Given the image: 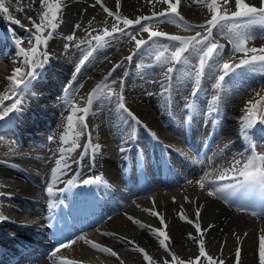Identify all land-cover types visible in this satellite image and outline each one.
Segmentation results:
<instances>
[{"label":"bare ground","instance_id":"1","mask_svg":"<svg viewBox=\"0 0 264 264\" xmlns=\"http://www.w3.org/2000/svg\"><path fill=\"white\" fill-rule=\"evenodd\" d=\"M186 1L192 4L196 2H208V0ZM2 2L5 7L8 8V13L11 14L13 19L30 25L32 24V27H34V24L40 23V14L44 10L41 7V0H2ZM171 2L176 6L175 13H172L169 10L168 4L162 2V0H100L99 3L97 0H61L62 10L59 13V26L53 31L56 39L50 46V56H47L46 60L41 58V61H43L42 66L35 69L34 77L30 78L24 75V79L30 81L28 86H22L15 92L12 91L11 85L4 84L1 80L2 76L6 73L4 72L3 66L6 67L8 76H11L13 71L18 67L23 69L24 73L31 69L23 63V57L19 55L18 47L16 48V46L12 44L14 33H11V37L9 31L11 27L3 23L0 24V95H10L12 97V99L4 101L6 107L11 106L15 100L20 101L18 110L9 112L4 119L0 120V124L3 122L9 123L3 130H0V157L15 161L27 169L38 168L41 173H44V169H52L57 151L60 148V143H62V137L66 132L68 117L73 116L75 124H78L77 129H81V123L77 119L78 116L68 114L67 111H73L74 104L76 107L78 104H81L82 96L84 94H89L102 78L107 77L108 80L111 81L116 72L114 69L116 65L125 67V72L130 61L127 57H129L130 53L133 51L132 49L124 50V52H120V56H112L109 60L101 58L104 56L102 53L100 56H97V59L101 58L97 62L103 60L97 66L95 65L96 67L90 66L88 62L81 66L80 52H83V54L85 52L87 53L89 52L88 48L70 49L69 46H67V50H64V46H60V42L64 40H73L75 42L85 43L91 48V44L95 45L96 41H89L84 35V33L89 30V26H92V24L96 22L100 28L102 27L101 30H99L100 32L103 33L104 29L111 31L113 28V19H116L117 14L121 18L133 21L145 16L153 17V19L149 21L141 20L140 25L133 24L125 27L121 22L115 23V26L120 29L121 33L127 32L126 38H118L119 42L114 38V35H112V40L117 41V45H121L125 39L129 38L128 34L131 31H137L142 25L151 26L150 30L152 31L165 32L167 36L189 38L195 36L196 33H200V36L205 38L204 30L196 29L197 27L208 25L207 21H209L212 16L208 8L204 7L194 10L184 9L182 5L183 0L179 1L180 4L176 3V0H171ZM245 2L251 6L259 7L256 5V0H245ZM219 7L221 11L226 10L229 14L235 11L231 0H228L226 5L224 4V0H219ZM105 8L112 12L113 16H109ZM161 12H165L167 15L165 17H160L158 14ZM180 17H183V20H181ZM180 20L185 21V23H182ZM245 20L247 19L229 21L228 26L212 29L211 34L217 35L218 33H222L224 36L228 35L230 38L228 42L223 40L225 48L222 43V45H220V51L210 60L212 62L217 61L227 53V55L224 56L225 60L221 63L219 68L222 69V65L225 62L236 64L243 58V53H237L233 50V39L237 34H247L251 37L247 44L248 47L258 49L264 48V32L260 31L255 34L246 33L245 26L235 27V23L244 22ZM77 25L79 27H77ZM194 25L197 26L196 29L190 30ZM230 26L233 27L232 31L229 30ZM66 34H75V38L69 39ZM15 35L20 39L21 35H24V30L17 32V34L15 33ZM137 40L149 39L148 36H146L145 38H136L134 42L131 40V42L134 43V49ZM207 40H210V38ZM219 41L222 42V40ZM152 43L158 45L162 44L159 46L162 48V51H160V53L157 51L158 56L152 60V63L154 62V67L150 70V73L148 71H142V75L138 76L137 70L130 68V72L126 74L127 78L124 87L122 80L118 86L119 88H123V90L120 88L113 97H109L108 86H105L108 80L102 83L105 91L95 103L97 107L95 106V115L93 119L89 118L88 121L93 131L92 136L95 141L93 145H99L109 156L114 155L120 157L121 152L118 150L122 147L126 149L128 144H121L123 142H120L121 140L119 137H121L122 140L128 138V143L130 141L131 143L132 141H138V145L148 151V154H144L142 158L147 164L149 163L148 165L154 164V161H152L154 156L149 154L152 149L149 151V146L146 141L147 138L142 131L140 132V126H134V129L137 128V133H132L131 137L127 136V133L119 137L117 136L116 141L114 139L112 140L110 137L108 131L116 130L117 134H121L123 130H125L117 122L118 114L121 117H124V113L126 114V111L120 107V98L123 96L125 99L123 104L128 110L127 112H129L128 106H131V110L135 114H139L145 119L143 121L146 125L157 132L159 140L163 144L162 146L166 148L168 154L171 157H175V153L178 154V152H175L176 150L183 152V154H181L183 155V160L187 168L193 169L196 163H200V169L202 167L204 171L208 173L209 179H207V181H212L213 183L225 182L220 179L222 174L225 172H227L228 175L235 173L230 171V169L235 166L236 161L243 160L242 152L247 148V140L243 138L245 136H249V140L257 144L259 148L263 150L260 154L264 155V123L259 124V116L257 117V123L254 124L253 127L248 128L246 131L243 128L246 109L250 106V102L256 103L261 97H264V81L258 87L249 89L248 92L243 93L241 96L238 93L244 91L242 90L243 81H227L222 84L220 89H217L215 87L217 82L214 80L212 82L213 76L211 67L206 69L201 75H198L199 66H189L187 59L192 60V55L194 53L196 54V56H194L195 61L202 55L200 46L198 45L195 48L190 47L189 50L183 54L184 57L188 58L184 61L182 57L181 61L185 62V64L181 67L178 66V69H176L173 75V83L167 79V70L165 72L167 73L166 75L164 74L161 77H157L155 81L150 82L148 80V75H151L157 66L163 69L166 65L172 67L175 64L168 58L171 57L172 52L176 49L172 48L176 46V42L170 41L166 37L153 39L149 40L140 48L137 52V57L145 55L146 46ZM30 45V41H25L20 47L27 50L30 48ZM75 61H79V63L74 65ZM5 63H7V65ZM71 65H74V67L70 71V74L77 73L76 68L79 66L80 71L78 76L80 77L86 74V71L90 69V67H95L93 70H90L91 72L89 71L91 73L90 75L81 80L77 92H75L73 88L78 82V78H73L71 82H68L69 76L71 75L67 74L66 71ZM242 67L246 68V66ZM256 72H261V76H264V71L261 70L259 66H249V70L245 71L247 78H251ZM124 75L123 73L122 77ZM240 76L244 77V73H240ZM64 80L66 81L63 86H65V84L67 85L63 87V91L64 89H67V91L62 94V90L61 92L59 91L61 88L59 84ZM89 80L90 83H86ZM150 86L152 88L146 89ZM59 96L60 101H58ZM70 102V109H67ZM100 102L101 105L98 106ZM190 102H195L196 108L194 113L193 109L188 108ZM170 104H172L171 111L164 109ZM231 105H233L232 114L234 111H237L241 112L242 115L225 116ZM205 112H209V114L212 113L210 121L208 113ZM215 115L217 117L216 121L214 118ZM186 130L190 133H185ZM80 131L81 130H76V132L79 133L77 143H79L82 138L80 136ZM218 132L222 133L221 136H218ZM213 134L214 138L211 150L209 151L210 153L205 154L204 151L206 146H209V141L212 140ZM176 135L178 138L182 139L183 142H187L191 148L188 149L189 147H187L185 143L176 140L174 137ZM229 136H231L230 139ZM41 138L44 139L42 140ZM38 143H41V148L34 146ZM168 148H171L172 151ZM136 153L137 149L133 148L131 154L133 155ZM212 155L215 156H213L215 159L210 158ZM202 156L205 160L200 158ZM43 158L47 160V163L44 164ZM200 159L206 161V164L212 165L207 167ZM186 160L188 162H186ZM215 162H217L218 165ZM127 164L138 165V159L134 156L127 161ZM100 170L99 168H94L96 172H100ZM109 172L113 177L115 169H110ZM171 173L174 175L175 179L178 178L173 165H171ZM197 176L198 174L192 171L191 175L186 178L184 183L186 185L185 187L191 192L188 194L196 195L201 190L198 183L201 178ZM217 176H220L219 179L213 178ZM23 180L24 176L20 172L9 173L0 170V195H6L3 191L6 190L11 192V199L14 197L16 198L13 201L15 206V209H13L14 212L8 207L3 206L4 208H2V212L0 213V219L10 218L9 224L0 222L3 225V232H7L8 229L13 228L14 225H11L13 218L16 219L18 223L26 226L24 219L28 213L25 207L28 204L34 205L36 203L35 200L29 199L34 197L33 191L35 190L33 188H30L31 191L28 189L24 190L25 186L22 184ZM224 180H229V177ZM108 185L109 187L114 186L111 181L108 182ZM159 188L161 187L155 186L152 189L155 190L153 191L155 193L153 194L154 199L161 205L158 210L144 218H134V221L138 223L131 222L129 225L125 223L121 225L118 223L114 225L111 223L108 224L109 230L102 235V242L95 243L111 249L112 251L116 249L122 251L119 252L120 254L112 256L91 246L94 252L82 254L80 258H78L79 261L86 264H118L121 263V261H125L127 264H131V261H136L138 264H180V262H183V264H190L191 261H194L195 264H209V262L200 255V241L203 240L205 253L213 258L215 264H261L260 244L261 238L264 237V213L261 215V218L241 217L239 213L232 215L225 207L213 201H209L208 198L206 201H203L199 196H194L191 199L188 198V195H185L186 193L180 194L175 203H169L168 198L166 199V197H163L164 192L157 191L161 190ZM145 192L137 194H147ZM241 193L242 191H238L233 196H237ZM6 199L0 197V203L5 205ZM147 199H149V196L138 198V201L139 203H143ZM251 202H254V198H251ZM105 203L106 205L102 208L96 207L95 205H91L90 208H93L97 212L100 211L103 214L110 208L108 198H106ZM36 204L33 208L37 207ZM19 207L24 209L21 213L17 209ZM153 213H155V215H153ZM197 213H199V216H197ZM181 216L184 217L183 220ZM161 220H163V223H161ZM103 222L104 221L99 224ZM197 223L200 225V232H197L195 228V224ZM141 225H143V227H141ZM95 226L90 230H93ZM15 231L17 232V236L22 238V235H24L23 232L17 229ZM161 231L169 238L165 240V247H161L159 244V239L164 238L158 237V233ZM21 240L23 244L20 246L25 248L32 247L28 243L35 242L30 238L24 239V237ZM137 249H144L151 259L145 260L143 253L139 252ZM238 249L239 257H237ZM14 250L11 256L19 258V263L17 264L46 263L44 262L46 257L42 254H35V251H30V249L27 248L26 251H19L18 247ZM59 253L61 256L76 258V253L64 247V245L60 248ZM173 255L178 258L177 261L173 260ZM8 264H11V262H8Z\"/></svg>","mask_w":264,"mask_h":264},{"label":"snow or ice","instance_id":"2","mask_svg":"<svg viewBox=\"0 0 264 264\" xmlns=\"http://www.w3.org/2000/svg\"><path fill=\"white\" fill-rule=\"evenodd\" d=\"M99 3L100 0H97ZM162 2L168 4L169 10L172 13L176 12V6L171 2V0H162ZM176 3H179V0H176ZM228 0H224V4L226 5ZM41 7L44 9L43 12L40 14V23L34 24L36 34L32 37L34 43L29 49H25L20 47V41H17V46L19 49V55L23 57V63L28 66L31 70L27 73H24L23 69L16 68L13 71V74L8 77L10 85L12 87V91L15 92L19 88L27 87L29 80L24 79V75L32 78L35 75V69L37 67L42 66L43 61L38 60L37 58L41 56L40 48L44 46L46 48L48 39L51 38L52 32L58 28V20H59V13L62 10L61 0H41ZM206 7L208 8L209 12L212 13L211 19L207 21L208 24V33L211 35V31L217 27H224L228 26L229 21L247 19L250 22H258L262 26H264V0H261V6H251L245 2V0H235V11L231 12L230 14L224 10L221 11L219 7V0H208ZM8 8L5 7L2 0H0V12L8 13ZM105 11L108 13L109 16H113V13L108 11L105 8ZM160 17H165L167 13L161 12L158 14ZM11 19V17H9ZM116 19L118 22H121L125 27L137 24H141V20L149 21L153 19V17H142L138 18L135 21L121 18L118 14L116 15ZM183 20V17H180ZM17 22L18 21H14ZM77 27H79L77 25ZM239 27V25L235 26ZM151 26H141V30L148 33V39L153 40V38L157 37H166L170 41H174L178 43V47L172 52L171 57L169 58L172 63H180L183 57V54L189 50L190 47L195 48L196 46H200V50L202 55L199 59V70L198 75H201L205 69V66L209 60H211L218 51H220L221 46L216 44L214 41L206 40L200 36V33H196L195 36L189 38H182L180 36H167L163 32L152 31L150 30ZM229 30L232 31L233 27H229ZM47 31V35L45 36L44 33ZM117 31H120L115 25L113 26L112 30L109 31L108 29H104L103 35H97L93 37V39L97 42L98 45H102L103 42L107 37L112 36ZM130 39L135 40V36L129 34ZM71 39V37H70ZM251 39L250 36L247 34L240 35L237 34L233 39V50L237 53H243V58L239 61V63L231 64V63H223L222 65V74L218 77V82L216 83L215 87L220 89L222 87V82L225 80V77L229 75L235 68H239L242 66H259L261 70H264V48H254L248 47V41ZM147 41L144 40H137L136 41V49L139 50ZM251 54V55H250ZM91 55V52L87 53V55L80 61V65L82 66L85 61L87 60L88 56ZM44 60L47 59V54L43 53ZM127 59L131 60V56L127 57ZM119 67V65H117ZM80 67L76 68V72L79 73ZM168 73L173 71L172 67L167 69ZM67 91V89L65 90ZM103 85L98 84L92 91L89 93L87 98V105L83 108H76L73 107V115L77 112H82L85 115L89 112L90 106L92 105L93 101L102 93ZM12 99L10 95H0V120L4 119L8 115L9 112L18 110V105L20 103L19 100H15L11 106H5L4 101ZM121 101H123V96H121ZM120 107L123 108L125 111H128L124 104L121 103ZM128 114L132 116L134 120L139 123V120L129 111ZM259 116V123H264V97H261L256 103H251L250 106L246 109V116L243 122V128L246 131L248 128L253 127L254 124L257 123V117ZM77 119L81 122L84 121V117L80 116ZM86 126V125H85ZM79 137V133L75 131V122L73 120V116H69L67 119L66 124V132L62 137V143L65 145L71 144V147L67 149H62V152L67 151L68 153L75 150L78 147L77 139ZM99 145H96L93 148V151H98ZM64 163L63 157L61 161L57 162L58 169L60 164ZM240 165V161L235 162V166L230 169V171L237 173L238 177L242 178V180L238 184L226 185L224 187H209L208 195L215 198L221 199H228L231 196L235 195L236 192L242 191L246 194L251 193H259L261 197H264V155H253L251 159H249L246 163H244L243 167H238ZM57 175V171H53V176ZM228 178V173L225 172L221 175L220 179L224 180ZM235 178V177H234ZM99 179L94 180H84L83 183L85 185L100 183ZM200 187L203 189L206 184L211 185L212 181H207L206 177L201 178L198 181ZM70 186L72 182H69ZM48 194L51 196L53 194V189L49 187L47 189ZM52 205H50L51 207ZM155 215V213H153ZM199 216V213H197ZM129 219H133L129 217ZM183 220L184 217L181 216ZM134 223H138L133 220ZM190 222V221H189ZM163 223V220H161ZM143 227V225H141ZM195 228L197 232H200V225L197 223L195 224ZM158 237H164L163 239H159V244L161 247H165V240L169 239L167 235L161 231L158 233ZM191 238V237H190ZM91 246L95 249H98L101 252L110 254L112 256H116L117 254L112 251L111 249L102 247L98 244L92 243ZM64 247H68V245H64ZM139 252L143 253L145 260H150L151 258L148 254L144 251V249H137ZM167 250V249H166ZM60 249H57V252ZM200 255L204 257L209 264H215V261L211 256L206 255L203 240L200 241ZM55 255V253H53ZM237 257H239V249L237 250ZM173 260L177 261L178 258L173 255ZM260 260L261 264H264V237L261 238L260 244ZM71 264V262H69ZM183 264V262H180ZM190 264H195L194 261H191Z\"/></svg>","mask_w":264,"mask_h":264},{"label":"rangeland","instance_id":"3","mask_svg":"<svg viewBox=\"0 0 264 264\" xmlns=\"http://www.w3.org/2000/svg\"><path fill=\"white\" fill-rule=\"evenodd\" d=\"M179 1H182V0H179ZM231 1H232L233 7L235 8V1L234 0H231ZM206 4H207V2H204V3L196 2V3L192 4L191 2H187L186 0H183V3H182L184 9H192V10L204 8V7H206ZM256 5L260 7L261 6V0H256ZM9 17H11L10 13H2V12H0V24L3 23L4 25H8L9 27H11L10 30H9L10 31V36H11L12 32L14 33L13 37L11 36L12 37V44H14V46H16V48H17L18 47L17 46V41L21 42V44L19 46H22L25 41H30L31 42L30 47H31L32 44L34 43V41L32 40V37L36 34L34 27H32V24L30 25V24H27V23H23V22H21V21H19L17 19H13L12 17H11V19H9ZM14 21H18V23L14 22ZM247 21H249V20H245L244 22L235 23L234 25L235 26L239 25V26H242V27L245 26V29L247 31L246 33H252V34L254 33L255 34V33L260 32V31L264 32V26H262L260 23H258V22H250V21L247 22ZM181 22L185 23V21H181ZM115 23H118V21L116 19H113L112 26H114ZM89 27H90L89 30L84 33V35L86 36V38L89 41H95L93 39V37H95L97 35H103V33L99 31V30H101L102 27L100 28V26L98 24H96V22L94 24H92V26H89ZM196 27L197 26L194 25L193 28L190 29V30H194V29H196ZM207 28H208V25H203L201 27H197V29H207ZM236 28H238V27H236ZM158 29H160V28H158ZM23 30H24V35H21V38L18 39L16 37L15 33L17 34V32H21ZM132 32H134V31H131L129 34L134 35L135 39L139 38V37L145 38L146 36H148V34L146 32H144V31H142L141 28L138 29L137 31H135L134 33H132ZM126 33H121L120 31H117L116 34H113V35H114V38H116L117 41L119 42L118 38H123V37L126 38L125 37ZM163 33H165V32H163ZM44 35L45 36L47 35V31L44 33ZM74 35L75 34H73V35L66 34V36L69 37V39H70V37H71V39L75 38ZM54 36H55V34H53V32H52L51 38L48 39L46 48L44 46H41L40 52H41L42 55L37 58L38 60H41V58H44L43 57V53H46L47 56H50V54H49L50 46L53 43V41L56 39ZM112 37L113 36L107 37L102 45H98L97 42L95 43V45L91 44V48L89 46H87L85 43H80L78 41L75 42L73 40H70V41H65L64 40L63 42H60L62 44V45L60 44V46H64V50H67V46H69L70 49L71 48H75V49L76 48L77 49L88 48V51L91 52V55L88 56V58H87V60L85 61L84 64H86L88 62L90 64V66H95V65L97 66L103 59L109 60L112 56H120V52H124V50L132 49L133 51L131 52V62H130L131 64H130V66H128V69H129V67L132 68V69L134 68V69L137 70V73H139L140 70L143 71L145 66L151 65V63H150L151 59H153L156 56H158V52L157 51H159V50L154 49V47H156V48H158V49H160L162 51V48H159V46H157L158 44L152 43V44L146 46L148 48L145 49V52H144L145 55H143L142 57H137L136 47H135V49L133 48L134 47V43H133L134 40L130 39V36H129L128 39H125V41L122 42L121 45H117V41H113ZM213 37H214V39L218 40V42H220L219 40H224L225 42H228L229 39H230L229 36H223L222 33H218L217 35H213L212 39H213ZM131 40H133V42H131ZM22 41H24V42H22ZM144 41L148 42V40H144ZM220 43H222V42H220ZM154 45H156V46H154ZM89 52H87V53H89ZM87 53L85 52L83 54V52H80V59L81 60L84 59V57L87 55ZM102 53L104 54V56L101 57L103 59L100 62H97V61H99L101 59V58L97 59V56H100V54H102ZM135 57H137V58H135ZM186 58H188V57H186ZM186 58L184 59V61L186 60ZM107 60H105V61H107ZM105 61H104V63H105ZM74 63H75L74 65H77L79 63V61H75ZM5 64L7 65V63H5ZM182 64L184 65L185 62H182ZM182 64L180 63L178 66L181 67ZM219 64L220 63H218L217 65L219 66ZM74 65H71L70 68L66 71L67 74H70V71L73 69ZM169 66L166 65V66L163 67V69L161 67L157 66L155 68L154 72L151 73V75H150L148 80L150 82H153V81H155V79H157V77H161L164 74L166 75L167 73H165V72L169 68ZM95 67H90V69H88L86 71V75L87 76L90 75L91 74L90 70H93ZM213 67L215 69H217V66H215V64L211 68H213ZM3 68H4V72H6V73H5V75H3L4 77H2L1 80H2V82L4 84L10 85V82L8 80V77H9L8 76V72L6 71L7 69L4 66H3ZM124 69H125V67H119L116 70V72H115V74H114V76L112 78V79H116V80H114V82H112V84H109L110 85L109 86V90H111L110 91L111 94H112V92L116 93L117 88H116V86L113 83L119 84V81L121 80V77H122V75L124 73ZM176 69H178V67ZM146 70L148 72H150L151 68H147ZM25 73H27V71ZM70 75H72V73ZM256 76H257V80L256 79H253V80L248 79V80H246V81H249V83L247 85V89L255 88V87H258L260 84H262V82L264 81V78L263 77L262 78L258 77V75H256ZM83 77H86V76H83ZM80 80H82V79H80ZM87 83H90V80ZM63 84L64 83H61V84H59V86L62 87ZM67 109H69V108L67 107ZM67 113L68 114H71V113L73 114V112L70 113L69 110L67 111ZM230 113H231V111H230ZM136 115L140 119L145 120L141 115H139V114H136ZM232 115L240 116L241 112L234 111V113ZM221 134L222 133H219L218 136H221ZM229 139H230V136H229ZM88 252H94V251H93V249H87L86 253H88ZM114 252L118 255V254H120L119 252H122V251H119V250L116 249ZM96 254H100V253H96ZM131 262H130L131 264H138L136 261H131ZM118 264H127V263L125 261H121V263H118Z\"/></svg>","mask_w":264,"mask_h":264}]
</instances>
